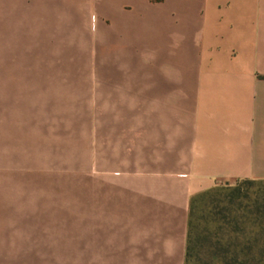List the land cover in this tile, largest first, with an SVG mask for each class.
<instances>
[{"label": "crops", "instance_id": "obj_1", "mask_svg": "<svg viewBox=\"0 0 264 264\" xmlns=\"http://www.w3.org/2000/svg\"><path fill=\"white\" fill-rule=\"evenodd\" d=\"M77 14L147 65L119 85L162 180L66 181ZM239 180L264 182V0H0V264H186L191 198Z\"/></svg>", "mask_w": 264, "mask_h": 264}, {"label": "rangeland", "instance_id": "obj_2", "mask_svg": "<svg viewBox=\"0 0 264 264\" xmlns=\"http://www.w3.org/2000/svg\"><path fill=\"white\" fill-rule=\"evenodd\" d=\"M110 28L100 15H76L75 138L60 165L77 184L160 181L139 171L146 160L133 152L132 96L119 85L148 68ZM197 195L189 264H264V182L221 181Z\"/></svg>", "mask_w": 264, "mask_h": 264}, {"label": "trees", "instance_id": "obj_3", "mask_svg": "<svg viewBox=\"0 0 264 264\" xmlns=\"http://www.w3.org/2000/svg\"><path fill=\"white\" fill-rule=\"evenodd\" d=\"M247 181H253V180H247ZM199 196L197 195L192 199L191 202V211H190V217H189V229H188V238H187V248H186V264H189L190 256L192 254V245L195 240V235L193 233L194 230V220H193V208H194V201Z\"/></svg>", "mask_w": 264, "mask_h": 264}]
</instances>
